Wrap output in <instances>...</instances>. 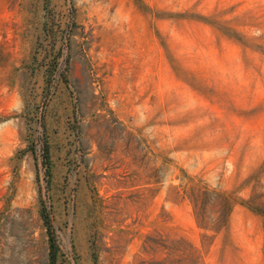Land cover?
Listing matches in <instances>:
<instances>
[{"label":"rangeland","instance_id":"1","mask_svg":"<svg viewBox=\"0 0 264 264\" xmlns=\"http://www.w3.org/2000/svg\"><path fill=\"white\" fill-rule=\"evenodd\" d=\"M0 264H264V0H0Z\"/></svg>","mask_w":264,"mask_h":264}]
</instances>
